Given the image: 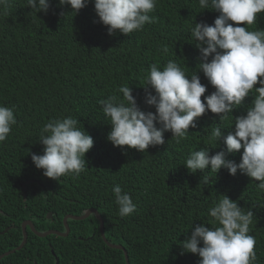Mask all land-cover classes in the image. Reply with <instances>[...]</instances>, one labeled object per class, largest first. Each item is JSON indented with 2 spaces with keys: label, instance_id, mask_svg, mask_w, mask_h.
<instances>
[{
  "label": "trees",
  "instance_id": "16d2710c",
  "mask_svg": "<svg viewBox=\"0 0 264 264\" xmlns=\"http://www.w3.org/2000/svg\"><path fill=\"white\" fill-rule=\"evenodd\" d=\"M26 3L8 0L0 5V105L13 108L17 120L0 142V231L10 227L0 234V254L20 245L25 220L38 231L65 232L67 214L95 208L104 220L106 238L124 246L130 264H199L198 254H181V243L196 225L218 226L208 209L226 194L243 211L255 213L249 231L256 240L254 264H264V190L259 181L239 169L236 175L223 167L216 174L210 166L192 173L184 164L192 151L205 147L210 155L224 151L227 159L241 161L243 148L228 153L223 140H214L211 133L216 127L225 136L234 132L235 117L247 114L255 89L224 121L206 111L180 143L166 131L165 143L145 152L114 146L107 139L111 124L99 103L110 96L122 99L119 88L129 86L141 110L155 112L146 103L147 93L155 94L145 86L150 65L163 69L174 60L188 76L199 71L200 51L191 29L195 22L214 24L219 12L201 9L198 0H157L149 13L151 23L128 35L119 30L110 35L94 0L78 13L59 0H50L46 13ZM245 26L264 30V12ZM165 45L167 53L162 51ZM198 75L207 85L204 100L215 88L202 70ZM68 116L92 135L94 145L78 176L56 180L43 175L31 153L43 154L39 137L44 125ZM204 175L210 177L208 183H201ZM115 185L131 195L136 210L130 215H119ZM68 225L67 236L39 237L27 227L26 244L0 264H55L56 257L59 264H127L125 252L105 242L95 214L68 219Z\"/></svg>",
  "mask_w": 264,
  "mask_h": 264
},
{
  "label": "clouds",
  "instance_id": "9594fccd",
  "mask_svg": "<svg viewBox=\"0 0 264 264\" xmlns=\"http://www.w3.org/2000/svg\"><path fill=\"white\" fill-rule=\"evenodd\" d=\"M89 2L91 0H59L61 5H70L75 13ZM156 2L94 0V7L110 35L117 30L128 35L153 21L149 13ZM7 3L8 0H0V5ZM198 4L203 10L219 12L214 24L195 22L191 29L200 51L199 71H203L215 91L202 100L207 85L201 83L199 71L188 76L174 60L167 61L163 69L153 63L145 86H151L155 94L148 92L146 103L154 105L156 111L141 110L132 88L121 86L122 99L110 96L99 102L111 124L107 139L114 146L145 152L149 146L164 144V133L171 131L180 143L187 137L190 126L195 128L196 119L206 111L224 121L255 89L256 95L247 114L235 117V131L225 136L222 129L216 127L211 133L214 140H223L228 153L243 148L241 161L227 159L224 151L210 155L205 147L192 151L184 164L192 173L210 166L216 174L223 167L236 175L239 169L259 181L258 188L264 190V30L249 31L245 26L256 23L257 14L264 12V0H198ZM26 5L37 13L41 10L46 13L50 0H27ZM162 51L167 53L168 47L163 46ZM257 83L259 87H255ZM78 122L68 116L49 120L42 128L39 140L45 146L43 154L31 153V157L35 166L43 169L44 176L58 180L69 174L78 176L84 170L85 155L93 147L94 139L77 126ZM16 123L14 109L0 105V142L8 138ZM209 179L204 175L201 183H208ZM112 191L121 217L136 210L131 195L123 192L119 185ZM208 214L218 226L196 225L181 243V254H198L202 258L199 264H254L256 240L249 234L255 215L253 210L243 211L237 201L222 194L209 207Z\"/></svg>",
  "mask_w": 264,
  "mask_h": 264
},
{
  "label": "water",
  "instance_id": "95a60500",
  "mask_svg": "<svg viewBox=\"0 0 264 264\" xmlns=\"http://www.w3.org/2000/svg\"><path fill=\"white\" fill-rule=\"evenodd\" d=\"M91 214H95L96 217L98 218V220L100 222V231H101L102 237L104 238L105 242L109 246H111L112 248H117V249L123 250L125 252L126 262H127V264H130L129 255H128L126 249L124 248V246L120 245V244H114V243L110 242L106 238L105 232H104V220H103L102 216L99 214L98 210L95 209V208L86 209L84 211V213L81 214V215L67 214L64 217V224H65V228H66L65 232H62V231H59V230H54V229H49V230H46V231H38L36 229L34 223L31 220H25L22 223V229H23V240H22V242L16 248L8 250V251L0 254V262H1L2 258H4L5 256H8V255H10L12 253H15L17 250H20L21 248H23V246L26 244L27 239H28L27 227H29L39 237H46V236H48L50 234H56V235H59V236H67L69 234V232H70V228H69V225H68V219L81 220V219L87 218ZM48 217H52V213L51 212L48 213ZM9 228L10 227L4 229L3 231H0V234L7 232L9 230ZM52 252L54 253L53 249H52ZM35 264H37V263L35 262ZM55 264H59V259L57 257H56Z\"/></svg>",
  "mask_w": 264,
  "mask_h": 264
}]
</instances>
